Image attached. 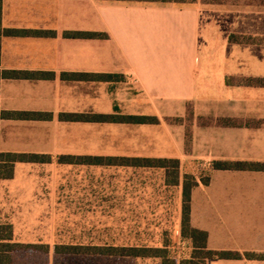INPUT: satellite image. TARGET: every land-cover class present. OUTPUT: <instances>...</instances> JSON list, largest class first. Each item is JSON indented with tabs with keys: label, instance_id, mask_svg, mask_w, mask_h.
I'll list each match as a JSON object with an SVG mask.
<instances>
[{
	"label": "crops",
	"instance_id": "1",
	"mask_svg": "<svg viewBox=\"0 0 264 264\" xmlns=\"http://www.w3.org/2000/svg\"><path fill=\"white\" fill-rule=\"evenodd\" d=\"M1 27L50 34L2 36L0 71L53 76L0 79V112L50 115L0 118V153L49 158L16 163L12 179L0 186L13 191L17 168L38 171L24 181L30 187L53 185L48 172L110 169L59 164L63 156L175 159L180 171L197 167L206 175L190 193L189 217L206 234L207 250L261 257L205 264H264V172L211 169L218 161L264 164V86L255 84L264 81V0H1ZM72 32L101 37L64 36ZM62 74L117 79L64 80ZM114 111L158 122L59 120L60 114Z\"/></svg>",
	"mask_w": 264,
	"mask_h": 264
},
{
	"label": "rangeland",
	"instance_id": "2",
	"mask_svg": "<svg viewBox=\"0 0 264 264\" xmlns=\"http://www.w3.org/2000/svg\"><path fill=\"white\" fill-rule=\"evenodd\" d=\"M168 173L164 178L156 169L53 171L48 172L53 185L30 187L24 181L38 171L17 168L12 190L36 191L18 194L1 184L0 225L10 226L12 242L36 245L38 250L14 253L12 264H180L192 257L205 264L198 260L202 255L194 252L191 240L181 234V183L184 175L196 179L206 175L197 167L179 170V186L171 187L165 185L172 181V170ZM63 246L158 249L167 262L160 257L54 252Z\"/></svg>",
	"mask_w": 264,
	"mask_h": 264
},
{
	"label": "trees",
	"instance_id": "3",
	"mask_svg": "<svg viewBox=\"0 0 264 264\" xmlns=\"http://www.w3.org/2000/svg\"><path fill=\"white\" fill-rule=\"evenodd\" d=\"M161 2L181 1V0H156ZM47 32H31L7 30L1 27V0H0V38L2 36H48ZM66 38L74 39H92L99 38L101 35L96 33L72 32L64 33ZM230 41L237 43H256V39L230 37ZM260 42H264L261 40ZM51 73L37 72H19V71H0V79H49ZM64 80H95L108 82L117 79L114 75H83V74H62ZM257 85L264 86V81H255ZM0 118L21 119V120H46L50 118L48 114L40 113H12L0 112ZM59 120L64 122H94V123H120V124H156L158 120L155 117L120 115L114 111L111 115H83V114H60ZM49 158L45 156L32 154H14L0 153V181L10 180L13 177V168L16 163H48ZM59 164L76 165H94L110 168L126 169H156L164 173V178L169 176L171 169V182H166V186H179V162L175 159H139V158H118V157H70L63 156L58 158ZM214 171H259L264 172V164L218 161L211 164ZM205 183L204 179H201ZM197 186L196 178L190 175H184L181 183V234L192 242L194 252L202 255L198 260H239L242 257L248 260L261 259L253 254L245 253L243 255L229 251H210L206 248V234L203 231L194 229L190 226V193ZM36 245L20 244L12 242V232L9 225H0V264H12V255L17 252L37 251ZM54 252L63 255H100L112 257H135V258H162L159 254L162 250L145 248H81V247H56ZM196 258L182 261L180 264H197ZM170 264H176L174 261H168Z\"/></svg>",
	"mask_w": 264,
	"mask_h": 264
}]
</instances>
